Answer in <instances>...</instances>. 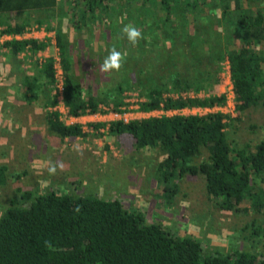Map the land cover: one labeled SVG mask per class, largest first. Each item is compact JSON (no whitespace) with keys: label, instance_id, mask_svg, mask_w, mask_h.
I'll return each instance as SVG.
<instances>
[{"label":"trees","instance_id":"obj_1","mask_svg":"<svg viewBox=\"0 0 264 264\" xmlns=\"http://www.w3.org/2000/svg\"><path fill=\"white\" fill-rule=\"evenodd\" d=\"M125 26L141 32L135 44ZM32 27L53 32L57 56L38 54L51 37L5 41L8 63L23 71L26 57L33 67L14 78L12 90L21 88L24 103L42 99L47 129L61 138L85 131L62 120L59 96L69 117L121 114L131 104L142 112L213 109L227 101L216 90L228 64L235 116L162 114L90 127L127 136L137 151L157 150L162 193L176 194L185 174H202L222 210L249 204L264 214V136L239 144L227 134L245 111L264 109V0H0V35ZM237 38L244 44L235 48ZM113 49L121 66L105 71ZM203 150L207 156L194 162ZM5 171L0 165V185ZM0 264H264V255L205 254L198 240L147 222L119 199L25 189L0 212Z\"/></svg>","mask_w":264,"mask_h":264},{"label":"rangeland","instance_id":"obj_2","mask_svg":"<svg viewBox=\"0 0 264 264\" xmlns=\"http://www.w3.org/2000/svg\"><path fill=\"white\" fill-rule=\"evenodd\" d=\"M47 34L53 40V32L44 30V35ZM22 38L25 37L17 39ZM5 41L0 39V165L6 169V181L0 185V212L8 205L9 199L25 189L114 198L121 200L127 208L142 212L147 222L161 224L176 235L198 240L205 254L247 251L264 255L263 213L252 210L249 204L245 208L241 206L236 212L222 210L208 196L202 174H185L178 180L176 194L168 196L169 192L162 193L161 185L154 176L157 163L162 158L157 150L137 151L127 136L111 135L106 127L98 130L90 127V124L103 120L106 123L115 121V117L69 121L65 106L58 103L62 120L67 124H80L85 135L61 138L50 133L45 122L43 100L24 103L19 94L22 93L21 88H16L19 91L16 94L5 87L15 88V77L33 71L30 59L24 53L19 56V59L25 57L19 63L23 71L28 68L24 73L17 68L16 62L8 63ZM242 42L237 38L233 47L242 46ZM53 45L54 41L38 54L43 57L57 56ZM222 75L223 81L216 91L225 93L227 101L224 106L212 110L235 116L228 64L224 65ZM134 100L131 98V101ZM198 109L170 115L210 112ZM243 115L240 122L234 121L227 127L232 143L256 142L264 136L261 127L264 109H251ZM251 124L257 127L255 132L250 128ZM206 156L207 151L203 150L194 162L198 163ZM53 168L55 170L50 171ZM259 185L256 182V187Z\"/></svg>","mask_w":264,"mask_h":264},{"label":"crops","instance_id":"obj_3","mask_svg":"<svg viewBox=\"0 0 264 264\" xmlns=\"http://www.w3.org/2000/svg\"><path fill=\"white\" fill-rule=\"evenodd\" d=\"M42 30L36 31V33H27V34H23L22 37L25 38H36V39H44L45 37H50L49 34L44 35V31L41 32ZM53 42V40H52ZM51 42V44H52ZM12 89V87H8L6 86V89ZM17 94V93H16ZM136 105L131 104L128 107L127 112L121 113V114H117L115 115L114 113H107V114H91V115H84V116H79V117H69V121L70 120H81V119H86V118H96V119H105V117H115L114 119H124L125 121H127L128 119H140V118H144V117H148L150 115H159V114H165V115H170L171 113H176L178 110H170V111H163V110H154V111H150V112H142L139 110H136ZM220 108V107H219ZM184 110H190L188 108H184L182 110H179V112L184 111ZM205 110H209V109H205ZM102 122V121H101ZM103 123L108 125V123L105 122V120H103Z\"/></svg>","mask_w":264,"mask_h":264},{"label":"clouds","instance_id":"obj_4","mask_svg":"<svg viewBox=\"0 0 264 264\" xmlns=\"http://www.w3.org/2000/svg\"><path fill=\"white\" fill-rule=\"evenodd\" d=\"M123 31L127 34V38L129 41H131L133 44L136 43L137 39L141 37V32L132 26H125ZM121 53L119 51H116L113 49L110 52V55L107 57L103 64V69L105 71L110 69H119L121 66ZM55 169H50V171H54Z\"/></svg>","mask_w":264,"mask_h":264},{"label":"built area","instance_id":"obj_5","mask_svg":"<svg viewBox=\"0 0 264 264\" xmlns=\"http://www.w3.org/2000/svg\"><path fill=\"white\" fill-rule=\"evenodd\" d=\"M39 30L44 31L45 29H44V28H36V27L28 28L27 31L24 33V35L27 34V33H33V32L39 31ZM19 36H22V35H10V34H4V35H0V39H3V40L5 39V40L7 41V40H11V39H13V38H19ZM55 66L57 67L56 76H57V81H58L59 93H61V92H62V80H61V78H62V74H61V69H60V67H59V63H58V62H56ZM231 85H232V84H231ZM58 99H59V101H60L59 103L62 104V97L59 96ZM215 108H217V107H215ZM192 109H197V110H199L198 108H192ZM202 109H203V108H202ZM205 109H209V110H205ZM205 109H204L205 111H213V110L210 109V108H205ZM213 109H214V108H213ZM110 113H111V112H110ZM114 114L117 115L118 113H114Z\"/></svg>","mask_w":264,"mask_h":264}]
</instances>
